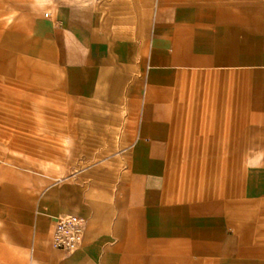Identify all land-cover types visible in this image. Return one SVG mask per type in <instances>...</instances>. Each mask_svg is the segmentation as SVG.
Instances as JSON below:
<instances>
[{"label":"crops","instance_id":"0c3cea01","mask_svg":"<svg viewBox=\"0 0 264 264\" xmlns=\"http://www.w3.org/2000/svg\"><path fill=\"white\" fill-rule=\"evenodd\" d=\"M230 1L80 0L31 23L85 119L57 170L0 168V264H264V0Z\"/></svg>","mask_w":264,"mask_h":264},{"label":"rangeland","instance_id":"374dc122","mask_svg":"<svg viewBox=\"0 0 264 264\" xmlns=\"http://www.w3.org/2000/svg\"><path fill=\"white\" fill-rule=\"evenodd\" d=\"M79 2L0 0V117L13 122L0 128V168L11 171L8 179L20 178L29 185L31 172L57 170L58 154H69L73 126L80 115L85 119V113L78 111L79 103L64 94L57 65L27 33L31 23L44 19L45 13ZM215 162L194 161L193 170L198 173V163H202L206 176V166ZM230 163L232 168L239 166L238 161ZM33 178L47 183V178L62 176Z\"/></svg>","mask_w":264,"mask_h":264},{"label":"built area","instance_id":"2783aa9c","mask_svg":"<svg viewBox=\"0 0 264 264\" xmlns=\"http://www.w3.org/2000/svg\"><path fill=\"white\" fill-rule=\"evenodd\" d=\"M48 17V14H44ZM85 229V221L76 215H61L53 223L52 246L64 253H73L80 246Z\"/></svg>","mask_w":264,"mask_h":264}]
</instances>
